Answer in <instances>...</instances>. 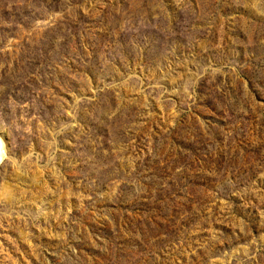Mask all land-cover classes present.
<instances>
[{"label":"rangeland","instance_id":"1","mask_svg":"<svg viewBox=\"0 0 264 264\" xmlns=\"http://www.w3.org/2000/svg\"><path fill=\"white\" fill-rule=\"evenodd\" d=\"M0 264H264V0H0Z\"/></svg>","mask_w":264,"mask_h":264},{"label":"bare ground","instance_id":"2","mask_svg":"<svg viewBox=\"0 0 264 264\" xmlns=\"http://www.w3.org/2000/svg\"><path fill=\"white\" fill-rule=\"evenodd\" d=\"M7 157V148L4 142L0 138V161L6 159Z\"/></svg>","mask_w":264,"mask_h":264},{"label":"water","instance_id":"3","mask_svg":"<svg viewBox=\"0 0 264 264\" xmlns=\"http://www.w3.org/2000/svg\"><path fill=\"white\" fill-rule=\"evenodd\" d=\"M6 159L0 161V166L4 163Z\"/></svg>","mask_w":264,"mask_h":264}]
</instances>
